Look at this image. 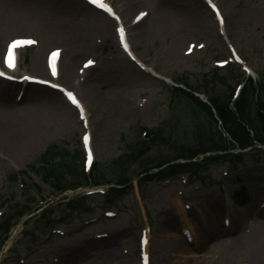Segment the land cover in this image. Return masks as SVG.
Here are the masks:
<instances>
[{"label":"rangeland","instance_id":"1","mask_svg":"<svg viewBox=\"0 0 264 264\" xmlns=\"http://www.w3.org/2000/svg\"><path fill=\"white\" fill-rule=\"evenodd\" d=\"M52 1L34 0L31 4L25 0H0V67L8 47L18 40L33 43L18 50L20 66L14 69V76L21 73L32 81L39 77L33 71L34 59L42 56L47 63L53 51L61 53L64 63L65 58L75 56L81 68L86 61H92L94 67L89 74L93 75L100 74L103 66L113 70L125 67L124 61L129 59L132 76L120 81L117 88L131 99L135 113L114 129L100 148H91L93 166L105 171L107 179L123 177L132 181L123 194L109 196L110 200L101 196L111 187L106 183L97 190L79 187L84 183V171L88 172L84 137L96 118V110H81L82 103L79 109L61 92L29 82L30 89L44 88L46 96L34 102L22 101L18 96L17 104L10 108L27 119L33 136L15 156L0 155V264H62L67 260L64 254L68 248H82L92 240L105 241L114 236L113 250L98 248L69 264H264V155L248 153L236 171L227 161L208 164L207 172L199 175L206 183L198 187L197 192L203 193L199 197L197 192H184L194 177L173 176L162 182L138 178L146 156L173 157L182 144L190 142L187 125L183 126L190 119L185 112L175 110L173 85L165 80L176 81L188 75L202 79L217 67L234 64V55L254 73L264 69V0H230L226 7L224 0H200L199 14L204 23L197 22L199 18L174 19L162 32L151 34L141 45L131 42L125 51L119 44L121 11L129 0H109L116 19L103 13L99 22L86 16L84 11L95 15L92 9L96 8L84 0L80 3L83 12L76 11L78 4L70 3L77 15L68 25L56 21L49 10ZM135 1L138 5L132 11L129 27L153 12L157 1L168 0ZM214 7L222 13V22L205 18L214 14ZM237 16L240 20L235 23ZM58 75L56 69L54 78L42 80L64 86L81 102L77 90L63 85ZM108 87L103 85L102 89L106 91ZM224 89L228 90L226 86ZM52 92L58 93L65 106L58 107L48 100L55 97ZM162 126L167 137L151 144L140 138L143 128L153 133ZM53 146L69 153L74 170L67 176L57 173L51 181L43 176L46 170H41L40 175L30 172L29 167L38 164ZM115 162H123V169H115ZM37 167L41 169L39 164ZM253 187L261 189L256 199L251 194ZM91 191H100L101 195L90 197L85 209L72 212L63 206ZM239 191L244 193L243 198L235 197ZM178 193L183 194L185 214L166 211ZM208 197H213L221 208L217 226L222 231L217 238L206 236V231L207 241L201 243L198 230L203 236L205 222L214 211L206 202ZM206 204V210L201 208ZM241 213L246 219L233 223ZM167 220L174 224L163 229ZM255 234L261 238L260 244H247L234 254L221 255L223 244L238 236ZM6 236L8 241L3 243ZM8 243L10 247L5 251Z\"/></svg>","mask_w":264,"mask_h":264},{"label":"bare ground","instance_id":"2","mask_svg":"<svg viewBox=\"0 0 264 264\" xmlns=\"http://www.w3.org/2000/svg\"><path fill=\"white\" fill-rule=\"evenodd\" d=\"M25 1L30 2L31 4L34 3V0ZM224 1V6L226 7L227 4L230 3V0ZM233 1L235 0H231V2ZM166 2L157 1L156 5H154L153 12H149L146 16H142L136 24H133L130 27L127 24H129V19L133 16V9H135L138 4L135 0L134 2L133 0H129L125 3L124 9L121 11L123 31L120 32L125 40V46L121 47L123 49H120L121 51H125V48H130L131 42L135 44L137 43V45L140 43L139 45H141L146 41L147 37H150L151 34L154 35L162 32V29H165V27L168 26L174 19L199 18L196 21L204 23L202 16L199 14L202 8L200 5L202 2L200 0H168ZM70 3L78 4L79 8L76 10L77 12L84 11V7L80 4H83L82 0H53L49 6V10L54 14V18L60 24L62 23L63 25H68V23H70L77 15V12L70 9ZM92 11L95 15L90 13V11L84 12L87 13L86 16L88 18L93 19L95 22H99L102 17L101 15H104L103 12L99 9H92ZM218 15V17L215 16V13L211 14L209 17L205 15V18L208 19L212 17L219 22H222V13L220 11ZM238 20H240V16H237L235 23H237ZM107 34H109V31ZM63 59L64 58L61 55L59 61L55 65V68L58 69V79L63 85L74 87L77 90L79 98L81 99L80 103L83 105V110L88 109V107H92L96 110V118L92 125L89 126V132L87 135L90 136V146L100 148L104 144L108 135L135 113V108L132 106L131 99L126 97V95L120 92L119 88H117V84L120 81L128 80V78L132 76L131 71L133 70V65L129 59H125V67L113 70L107 66H103L99 69L100 74L93 75L89 74V70H85L83 67L81 68L79 65L80 63L76 60L77 58L75 56L71 55L65 58L67 59L65 60V63L63 62ZM85 63H87V61ZM19 66L20 61L18 58L14 67ZM32 67L33 71L39 75L38 78L41 80L47 79V77H55L52 73V66L49 64V57L48 62L45 63L42 56H38L34 59ZM2 69L7 70L8 72L13 71V68L6 67V59L2 62ZM8 74L11 75L10 77L14 76L11 73ZM14 77L22 78L23 75L18 73ZM75 81H78L77 84L74 83ZM29 85L30 84L23 81V79L21 81L13 82L0 79V155L5 156L10 153L15 156L21 146L27 144L32 139V130L27 119L23 118L21 113L18 114V111L10 110L12 105L17 104L18 96L21 97L22 101L27 102L39 101L43 98V96H46L43 91L44 88H42V90L37 89L38 91H35L36 89H30L28 87ZM103 85L109 86L108 90H103ZM61 87L65 88L62 85ZM52 94L55 97L48 100H51V102L56 106L58 105V107L65 106V101L59 97L58 93L52 92ZM259 190L261 191L258 187L251 188L253 199L258 198V195L260 194ZM182 195L178 193V196L176 198L174 197L172 202L173 204L167 206L166 211H175L180 214H185L183 207H186V204L182 202ZM198 196H201V194L198 193ZM206 202H209V206L214 207V211L213 214L211 213L212 215H208L210 218L207 222H205V226L203 227V236L198 230L197 236L201 243L207 241L205 237L206 231L209 232L206 236L211 235L213 238L221 236L222 231V229L217 226L218 217L222 215L221 208L217 206L213 197H208ZM192 205H195L194 202H192ZM202 207H207V204L206 206L202 205L201 208ZM257 208L260 209L259 207ZM248 211H250V209ZM262 214H264V212H262ZM242 215V213L239 214L238 220H235L233 223L239 224L242 220H245L246 216L242 217ZM173 224V220H167V222L165 221L162 225V228H169ZM260 240L261 238L257 234L248 237L245 235H242L241 237L238 236L229 244H223L225 247L222 248L221 255L225 257L230 253L234 254L238 250L240 251L244 245L257 244ZM115 241L116 236L110 237L105 241L95 239L82 248H68L69 251L66 250V254H64V251L61 250L67 258L65 262L62 261V264H69L73 262V260L81 259L92 251H98V248L113 250L112 247ZM9 247L10 243L6 245L5 251H8Z\"/></svg>","mask_w":264,"mask_h":264},{"label":"trees","instance_id":"3","mask_svg":"<svg viewBox=\"0 0 264 264\" xmlns=\"http://www.w3.org/2000/svg\"><path fill=\"white\" fill-rule=\"evenodd\" d=\"M257 74V81H253L250 78L245 80L240 69L230 65L224 69L213 70L210 74L201 76L202 79L188 75L189 77L176 80V82L184 84L192 92H200L206 95L215 113L210 107L195 98L192 93L180 88H174L172 92L176 105L175 110L178 109L185 112L189 117L188 119H190L183 124V126L187 125L189 130L190 142L182 144L178 155L173 157L161 159L146 156L147 158L142 164L143 169L141 171V174H147L145 181H160L167 176L183 172H195L198 174V171L195 170L199 166L194 163L175 164L170 166L169 170L165 169L158 173H148L172 161L179 159L192 160L201 154L225 150L228 145H224L225 141L217 130L219 121L235 143L229 144L230 147L234 148L237 146L244 149L253 147L256 144L264 145V69H258ZM242 81L245 82V85L238 99L232 103L234 92ZM224 86L228 90H225ZM164 130L163 126L156 129L153 133L145 129L144 131L148 132L150 136L147 137L149 138L148 140L143 139L142 141L151 144L152 141L167 137L164 134ZM140 138H142V135H140ZM68 154L65 149L53 146L39 159L38 164L41 169H38V164H33L29 167V171L42 175L41 170H46L47 173L43 176L51 181H54L55 178L53 176L57 175V173L67 176L74 170ZM113 165L115 169L120 170L124 166L123 162H115ZM16 180L17 176L15 182ZM83 181L84 183L81 185L92 184L99 186L103 183L125 185L130 179L119 177L116 181H111L107 179L106 172L100 167H93L90 175L83 174ZM110 192L111 195H120L124 193V190L114 188ZM88 199V197H82L72 200L65 205V208L72 212H79L86 208L85 205Z\"/></svg>","mask_w":264,"mask_h":264},{"label":"snow or ice","instance_id":"4","mask_svg":"<svg viewBox=\"0 0 264 264\" xmlns=\"http://www.w3.org/2000/svg\"><path fill=\"white\" fill-rule=\"evenodd\" d=\"M89 3L95 4L97 7L103 8L106 12H108L109 14H111V10H110L105 4L101 3L100 0H89ZM20 43L31 44V43H33V41H23V42H21V41H17L16 44H13V45H12V48L15 49V48L17 47V45L20 44ZM58 55H59V53H53V65H52V73H53V75L56 74L55 58H56ZM92 63H93L92 61H89V62H88L89 65L92 64ZM7 66H8L9 68H14V66H15L14 63H13V57H12L11 54H9V56H8V59H7ZM87 66H88V65H86V67H87ZM3 75H4V72L0 71V76H3ZM8 78L11 79V77H8ZM25 79H28V77H25ZM54 86H55V85H54ZM67 96H68V98H69L70 100H72V103H73V104H76V106L79 107V104H77V102H76V100L73 98V95H72L71 92H68V93H67ZM88 139H89V138H88L87 136L84 137L85 144L88 143ZM89 159H91V154H89Z\"/></svg>","mask_w":264,"mask_h":264}]
</instances>
